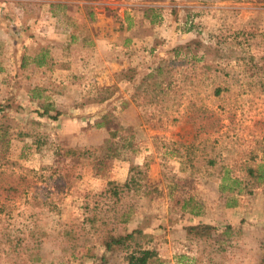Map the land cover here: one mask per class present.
Here are the masks:
<instances>
[{"label":"rangeland","instance_id":"1","mask_svg":"<svg viewBox=\"0 0 264 264\" xmlns=\"http://www.w3.org/2000/svg\"><path fill=\"white\" fill-rule=\"evenodd\" d=\"M261 31L264 0H0V124L9 132L6 155L17 162L11 169L35 181L24 194L0 196V264H126L123 251L100 243L109 227H140L151 237L158 254L148 264H260L264 184L241 194L244 182L236 186L233 179L246 175L242 162L264 160V80L248 58L264 53ZM192 38L247 45L221 62L207 63L203 46L194 56L173 54ZM162 58L168 92L162 104H141L139 82ZM46 103L50 109L42 113ZM197 104L206 118L192 123ZM207 121L215 130L195 132ZM110 129L125 146L105 176L94 175L83 157L58 153L95 149ZM196 133L191 168L170 148L172 141L197 144ZM131 164L146 166L147 187L115 201L106 181L121 183ZM222 168L228 172L221 180ZM64 173L70 185L57 179ZM32 191L39 200L49 193V205L34 202ZM176 196L192 198L185 207ZM226 197L237 203L227 205ZM126 201L130 217L121 222ZM199 222L215 226L210 234L223 247L197 260L207 243L187 238L185 226Z\"/></svg>","mask_w":264,"mask_h":264},{"label":"trees","instance_id":"2","mask_svg":"<svg viewBox=\"0 0 264 264\" xmlns=\"http://www.w3.org/2000/svg\"><path fill=\"white\" fill-rule=\"evenodd\" d=\"M147 9L150 10V7H148ZM19 30H16V33H19ZM251 35L252 34H248L246 39H249V36ZM258 35L261 37L260 39L264 41V32L261 31L258 33ZM189 41L192 43V48L188 45ZM186 44L187 45H185L184 47H181L180 45L174 46L172 48L173 54L180 55L181 51H184L185 54H189L192 51V56H194V53L198 52L195 50L199 49L200 46H203L202 53L203 56L208 59L207 63H209V60H211L212 58L217 62H221L222 58H225L224 61H228L230 58L234 57L235 50V52H241L240 50L245 49V46L247 45V43H245L244 45L238 44L237 48H235L233 45L231 46L224 41H219L217 43L207 41L202 42L197 38L188 40ZM44 56L45 50L43 48L42 53L33 58V60L37 64H42L44 62ZM248 58L249 60H253L256 62L255 64L254 62L252 64L254 66L253 72L258 75L259 79L264 80V53L256 56V60L254 59L253 55L248 56ZM162 59L157 64V66L150 69V72L146 76L142 77L139 82V86L144 91V96L142 100H140L141 104H162V99L168 92L167 86H169L170 80L167 81L166 79V60ZM25 63L26 60L24 59V57H22L21 66H23ZM33 97L34 95L31 94L30 98L32 99ZM40 107L42 108V113H47L50 109V106L47 103L40 104ZM202 107V105L197 104L196 108H192V114H190L189 117L192 123H194V121L198 118L205 117V109ZM59 113L60 112L57 111L52 115V117L56 118ZM96 124L101 125V122H97ZM196 127L198 129L195 128V132L207 130L208 128H213V130H215L214 128H216V124L211 121H209L208 123L207 121L206 125L204 123H201ZM117 131L118 130L110 129L109 136L105 138L103 142H101L95 149L65 147L58 153L63 156H72L75 158L83 157L91 165L92 173L94 175L105 176L108 171V162L122 149V146H125L124 143L119 142L120 139L114 140V138L118 135ZM7 134H9L8 129L4 127L3 124H0V196L4 195L5 197H9L10 195L15 196L21 193L24 194L28 192V189H30L31 183L35 182L32 179L27 178L25 174H15L11 169L10 166L17 162L15 160H12L11 158H8V156L6 155L9 141ZM197 138L198 136L196 133L195 139ZM38 141L41 143L47 142V140L44 139H38ZM199 141V138L197 139V144H194V142H190L187 144L181 141H172L170 149L171 152L177 151L175 152L177 153V156H183L186 161L185 163L193 168L195 165L194 158L196 157L195 154L197 151L196 149H198ZM259 147L261 148L260 150L262 151L264 156V146ZM37 148L40 147L37 146ZM181 148H183L184 152H179ZM255 156H257V154ZM251 157L254 158V154ZM208 163L211 165L215 164L214 160L211 158L208 160ZM242 165L246 171V175H244V177L236 176L233 181L236 183V186H240V184L244 182V187L240 186V189H238V193L249 194L252 190V187L264 184V160L262 161V163L260 162L257 165L245 164L244 162H242ZM46 168L50 170L49 175L55 174V169H51L48 166H46ZM142 168L141 166H137V164H131L130 169L132 170V174L126 177V179L121 183L113 179H107L106 188L104 189L105 193L109 194V196H113L115 201H120L122 197H127L130 191L133 194L142 193L143 188L147 187L145 172H143V169H146V166H144L143 169ZM41 170H43L42 167ZM31 172H33V174L38 173L37 170H31ZM227 172L228 170H224V168L220 170L221 180L226 177L225 174H227ZM43 175L44 173L41 172L39 176L41 177ZM57 179L64 181V183L70 185V180L67 173L58 174ZM44 181L45 175L43 176V182ZM223 187L224 186L222 182L220 184L221 190L223 189ZM30 198L34 202L42 203L43 205H49V203L51 202V200H49V193L45 194L44 197L39 200L38 194L32 191L30 194ZM191 198L192 196H188L181 199L179 196H176L175 202H178V200L180 199V201H182L181 206L187 207ZM226 201L227 205H235L237 203L235 198L233 197H226ZM125 203H127L125 205V208L119 213L121 222H126L130 217L131 203L127 201ZM190 211L193 212L192 209ZM230 227L232 226L227 225L222 228L218 236L226 234V232H228V228ZM214 228V225L204 222L188 224L185 226V235L187 236V238L195 239L197 242L203 241L204 243H207L203 247V251L199 252L196 255L197 260H199L203 256L202 252H208L210 255L211 251L218 249L219 247H223L220 246L221 239H219L218 237L214 238V234L213 237L212 234H210L211 230L213 231ZM151 241L152 238L144 235L140 227H136L131 229L130 231L123 232L118 231L116 227H109L104 230L103 235L100 237V243L105 247L106 251L121 250L124 252L126 264H148L151 259L155 258L158 252L153 246H150L149 243ZM211 241H213L214 244H217L214 245L213 243H211ZM227 241L230 240L227 239ZM102 256L104 257L105 254H103ZM208 260L210 262L211 258L209 257ZM219 263H222V260H220ZM210 264H214V261H212ZM260 264H264V255L260 258Z\"/></svg>","mask_w":264,"mask_h":264}]
</instances>
